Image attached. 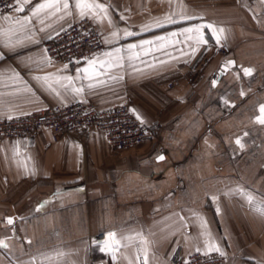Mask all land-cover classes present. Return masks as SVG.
<instances>
[{"label": "crops", "instance_id": "obj_1", "mask_svg": "<svg viewBox=\"0 0 264 264\" xmlns=\"http://www.w3.org/2000/svg\"><path fill=\"white\" fill-rule=\"evenodd\" d=\"M44 2L0 14V120L78 102L101 111L127 104L141 122L164 128L125 151L95 129L57 141L50 130L0 138V240L8 244L0 264H143L142 238L148 264L212 252L210 243L231 264H264V215L256 211L264 206V125L255 122L264 104V2L97 0L107 8L102 20L81 17L76 0L71 15L33 16ZM25 16L30 23H14ZM82 19L105 44L90 59L93 79L82 72L90 60L65 65L42 46ZM209 23L225 38L217 44L205 28L208 43L193 51L185 29ZM227 61L235 64L220 76ZM248 67L251 76L243 74ZM109 232L121 241L115 258L101 250Z\"/></svg>", "mask_w": 264, "mask_h": 264}, {"label": "built area", "instance_id": "obj_2", "mask_svg": "<svg viewBox=\"0 0 264 264\" xmlns=\"http://www.w3.org/2000/svg\"><path fill=\"white\" fill-rule=\"evenodd\" d=\"M18 7L16 0H0V14ZM47 57L65 65L92 59L105 49L99 30L89 19H82L42 44ZM228 54V47L222 48ZM164 125L160 122H141L129 105L99 110L94 105L78 102L67 107H47L29 116L14 120H0V138L21 139L31 134L50 130L53 140L73 136L86 129L100 130L106 141L119 151L138 147L145 140L158 138ZM171 264H231L227 255L218 252H194L187 258H177Z\"/></svg>", "mask_w": 264, "mask_h": 264}, {"label": "snow or ice", "instance_id": "obj_3", "mask_svg": "<svg viewBox=\"0 0 264 264\" xmlns=\"http://www.w3.org/2000/svg\"><path fill=\"white\" fill-rule=\"evenodd\" d=\"M29 2H30V0H16V4L18 5L16 10L19 12H23L24 11V5L29 3ZM262 2H264V0H262ZM75 6L79 10V14L81 17H84L86 15H91L94 18L102 20L104 16H107V8L105 7L104 4L97 3V0H76ZM48 9L52 10L51 15H53V16H55L57 12H61V11H65L68 15L72 14L69 0H45L44 3H40L34 8L32 15L33 16H39L41 13H43L45 10H48ZM187 18L190 19L191 17H187ZM60 19H63V16H61ZM168 19L171 21V16H169ZM30 22H31V17H28V16H25L23 19H17L14 21L15 24L20 25L21 27L25 24L30 23ZM40 22L44 23L43 19H41ZM171 22H175V21H171ZM109 23H111L110 19H109ZM205 28L211 30L212 36L215 38L217 44H220L221 41L225 38L223 35L225 32V29L222 27H216L210 23L206 24V25H198L195 28L185 29V33L189 34V35H187V40L194 41V45L192 46L193 51L198 50L199 46L206 45L208 43V40L205 38V34L203 31ZM113 35L118 36V33L114 32ZM126 35L130 36V35H133V33L128 32V33H126ZM144 43L147 44V43H151V42L145 41ZM129 47L135 48L136 45H130ZM106 55L111 56L110 53H108ZM107 63H109V62L105 61L100 66L104 67V65ZM95 64H96L95 60H90L89 61V67L82 69V72L85 74V78H87V79H93L94 78V76L96 75V72L94 70ZM234 64H235L234 61H227L224 65V67H225V69H227ZM242 71H243V74L245 76H251L254 69L248 67V68H242ZM238 75L239 74H237V76ZM37 79H40V78L37 77ZM43 79L45 81H47L49 79V77L46 76ZM62 79L67 80L68 84L72 83L71 77H63ZM215 85H216V81H213V86H215ZM49 87H51V85H49ZM89 87L90 88L94 87V85L90 84ZM72 90L74 92H76L77 94H79L83 91L82 88H73ZM53 91H55V89H53ZM57 95H59V93H57ZM241 95H244V93L241 92ZM225 102L227 103V101H225ZM133 111H135V110L133 109ZM137 118L140 119L139 116ZM255 122L258 124L264 125V104H261L259 106V114L255 117ZM17 143H19V142H17ZM235 143L241 149L244 148V144L242 143L240 138H237ZM17 154H19L18 151H17ZM158 159L163 160L164 156H159ZM25 167H26V163H25ZM239 191L246 196L249 204L253 203L254 197L251 193H246V192H244L243 189H240ZM213 199H216V198L213 197ZM42 207H43V205H41V208ZM40 210H41L40 208L36 209V211H40ZM217 211H219V209H217ZM256 211H258L261 215H264V206L257 207ZM201 220H202L201 226L206 227V221H204L203 218H201ZM7 224L8 225L14 224V219L11 217L7 218ZM137 235H140V234H137ZM108 237H109V240L104 242L103 246L101 247V250L107 251V250H109V248H111V253H112L113 257L115 258V253L118 250V248L121 246V241L116 238V233H114V232H109ZM125 239H127L128 241H132L134 238L132 236H128ZM141 243L143 244L142 261H143V264H148V241L146 239L142 238ZM7 247H8V244L4 240H0V248H7ZM199 250L200 249L197 248V251H199ZM208 250L218 252L221 256L224 255V253L220 250L219 246L211 244V243L209 244ZM137 259H141V257L138 255ZM129 264H131V260H129Z\"/></svg>", "mask_w": 264, "mask_h": 264}, {"label": "water", "instance_id": "obj_4", "mask_svg": "<svg viewBox=\"0 0 264 264\" xmlns=\"http://www.w3.org/2000/svg\"><path fill=\"white\" fill-rule=\"evenodd\" d=\"M224 71H226V69L225 68H223V71L222 72H220V76H223V72Z\"/></svg>", "mask_w": 264, "mask_h": 264}]
</instances>
